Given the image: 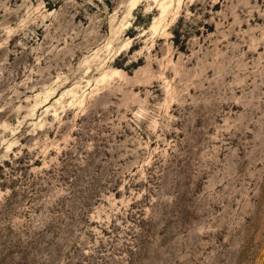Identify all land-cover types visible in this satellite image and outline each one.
Wrapping results in <instances>:
<instances>
[{"label":"rangeland","instance_id":"rangeland-1","mask_svg":"<svg viewBox=\"0 0 264 264\" xmlns=\"http://www.w3.org/2000/svg\"><path fill=\"white\" fill-rule=\"evenodd\" d=\"M0 264H264V0H0Z\"/></svg>","mask_w":264,"mask_h":264}]
</instances>
